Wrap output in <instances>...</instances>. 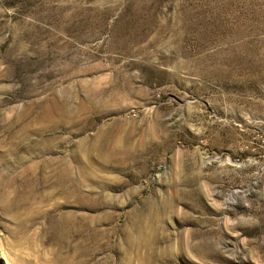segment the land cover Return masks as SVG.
<instances>
[{
  "label": "rangeland",
  "instance_id": "obj_1",
  "mask_svg": "<svg viewBox=\"0 0 264 264\" xmlns=\"http://www.w3.org/2000/svg\"><path fill=\"white\" fill-rule=\"evenodd\" d=\"M130 225L134 264H264V0H0V264H119Z\"/></svg>",
  "mask_w": 264,
  "mask_h": 264
},
{
  "label": "bare ground",
  "instance_id": "obj_2",
  "mask_svg": "<svg viewBox=\"0 0 264 264\" xmlns=\"http://www.w3.org/2000/svg\"><path fill=\"white\" fill-rule=\"evenodd\" d=\"M121 162H122V160H121ZM126 162H127V159H126ZM45 182H46V180H44L43 183H45ZM38 184H39V182H33V181L31 182L30 181V183H28L27 185H29L30 191H35V190H37ZM59 188L62 190V193L65 195V197L74 196L75 199L77 200L78 206L80 208L84 207L85 198L83 197L80 190H78V188L74 186L73 182L70 181V179L68 178V175L66 173H65V175H64V177H63V179L59 185ZM25 191L27 192L26 189H25ZM25 191H23L22 193H24ZM14 193L16 194L18 192L15 190ZM21 194H18V195L22 196ZM17 197L15 198L16 202L14 204H12L11 208L18 212L21 205H20ZM54 207H55V204H54ZM49 213L50 214L52 213V209H50L47 212V214H49ZM45 214H46V212H45ZM61 217H62L61 218L62 220L54 223V225H53L55 232H56V238H57L59 243L71 241L76 236H81L84 239H86V236H87V239L89 238V239H93L95 241L96 240L99 241L100 237L106 238V231L103 228H90L86 224L85 215L83 213H81V210H70V211L63 212V213H61ZM135 227L136 226L130 225L129 229H127L128 232L126 233V237H125L126 244L123 247L124 249H121V248L117 249L118 253H120V260H121V261H119V264H134V261L132 259L133 256L131 254L133 252L134 245H135V236H134V232L136 231ZM114 245H115V243H114ZM146 263H147V261H145L144 264H146Z\"/></svg>",
  "mask_w": 264,
  "mask_h": 264
}]
</instances>
